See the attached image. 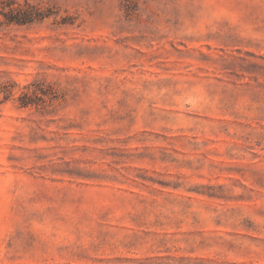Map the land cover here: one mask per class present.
Masks as SVG:
<instances>
[{"label": "rangeland", "instance_id": "obj_1", "mask_svg": "<svg viewBox=\"0 0 264 264\" xmlns=\"http://www.w3.org/2000/svg\"><path fill=\"white\" fill-rule=\"evenodd\" d=\"M0 264H264V0H0Z\"/></svg>", "mask_w": 264, "mask_h": 264}, {"label": "trees", "instance_id": "obj_2", "mask_svg": "<svg viewBox=\"0 0 264 264\" xmlns=\"http://www.w3.org/2000/svg\"><path fill=\"white\" fill-rule=\"evenodd\" d=\"M13 4L10 6L9 16L6 18V23L8 24L27 25L46 17V15L38 12L36 6L28 2L25 5Z\"/></svg>", "mask_w": 264, "mask_h": 264}]
</instances>
